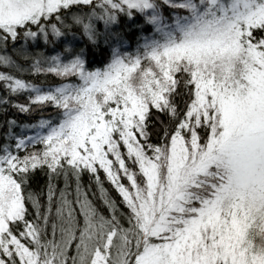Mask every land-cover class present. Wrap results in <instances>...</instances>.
Listing matches in <instances>:
<instances>
[{
	"label": "snow or ice",
	"instance_id": "snow-or-ice-1",
	"mask_svg": "<svg viewBox=\"0 0 264 264\" xmlns=\"http://www.w3.org/2000/svg\"><path fill=\"white\" fill-rule=\"evenodd\" d=\"M0 67L51 109H0V264H264V0H0Z\"/></svg>",
	"mask_w": 264,
	"mask_h": 264
},
{
	"label": "trees",
	"instance_id": "trees-1",
	"mask_svg": "<svg viewBox=\"0 0 264 264\" xmlns=\"http://www.w3.org/2000/svg\"><path fill=\"white\" fill-rule=\"evenodd\" d=\"M137 23H139V21H137ZM145 26H146L144 29L145 32L151 30L150 25H145ZM119 30H121L123 32L124 39L127 41V45L124 48V50L125 51L126 50L132 51L133 47L136 46L135 42L137 40H135V38H136L138 32H136V30L133 28H125V26H123V22H122ZM38 47H44V46L42 44H39ZM46 51H48L50 53L52 51V49L47 48ZM89 58H91V57H89ZM96 59L100 60L101 56L97 55ZM94 66H99V65H94ZM5 70L6 69H4L3 67H0V71H5ZM24 78L25 79H31L34 83H40L41 79H46L48 83H56V80L54 77L44 78V77H40V76L31 77V76L26 75ZM0 95H2V93H0ZM10 99H17V98L16 97H10ZM18 99L20 101H23L24 96H20ZM3 108H7L8 109L7 116H11V117L15 118L18 121V123L33 122V121L39 119L41 117V115H43L45 118H47V116L51 112V109L49 108V109L43 110V112L36 111V112L32 113L31 115H27V114H22V113L16 112V110L11 108L10 105L0 104V109H3ZM5 119H6V117H5L4 113L2 111H0V134H2L6 128V125L4 124ZM13 130L19 131L18 128H14ZM81 179H82V182L87 186L89 183V178H88L87 174L83 175L81 177ZM44 180H45V177L42 174L38 175L36 177V180L34 181V187H38L39 185H43ZM102 180H103V176H102ZM103 184H104V187L108 190L109 194L114 199L119 200L117 193L114 191V189L109 184V182L107 180H103ZM92 187H93V191H95V185L94 184ZM97 203L99 204V200H97Z\"/></svg>",
	"mask_w": 264,
	"mask_h": 264
},
{
	"label": "rangeland",
	"instance_id": "rangeland-1",
	"mask_svg": "<svg viewBox=\"0 0 264 264\" xmlns=\"http://www.w3.org/2000/svg\"><path fill=\"white\" fill-rule=\"evenodd\" d=\"M123 26H124V25H123ZM145 27H146V26H145ZM150 27H151V26H150ZM125 28H133V27H132L131 25H128V26H126ZM133 29H135L136 32H138V33H137V35H138V34H139V30L136 29V28H133ZM128 30H129V29H128ZM135 40H137V36H136ZM135 43H136V45H137L138 41H136ZM135 47H136V46H134L133 49H134ZM133 49H132V50H133ZM126 51H128V50H126Z\"/></svg>",
	"mask_w": 264,
	"mask_h": 264
}]
</instances>
